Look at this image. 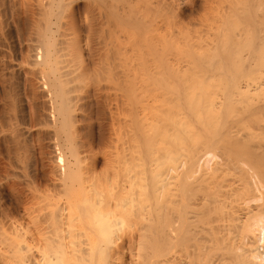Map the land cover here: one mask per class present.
Segmentation results:
<instances>
[{
    "label": "bare ground",
    "instance_id": "bare-ground-1",
    "mask_svg": "<svg viewBox=\"0 0 264 264\" xmlns=\"http://www.w3.org/2000/svg\"><path fill=\"white\" fill-rule=\"evenodd\" d=\"M40 1L52 12L56 6V17L67 5ZM219 1L217 17L207 18L212 24L200 25L214 30L207 64L147 63L151 76L138 71L151 80L138 78L142 83L125 75L120 141L106 160L122 176L107 192H88L83 184L73 191L81 174L71 132L77 105L64 88L73 68L53 34L57 20L45 19L31 66L60 135L58 182L73 192L34 210L33 226L0 227V264H125L127 251L134 264H264V0ZM144 2L145 16L130 19L147 35L153 0ZM163 2L174 14L173 2Z\"/></svg>",
    "mask_w": 264,
    "mask_h": 264
},
{
    "label": "rangeland",
    "instance_id": "rangeland-1",
    "mask_svg": "<svg viewBox=\"0 0 264 264\" xmlns=\"http://www.w3.org/2000/svg\"><path fill=\"white\" fill-rule=\"evenodd\" d=\"M61 1L67 5L63 6L62 11L60 8L61 15L58 13L60 16L56 17L57 7L54 6V9L52 6V12L50 6L47 7V1L41 6L38 3H41L40 0H0V227L7 230L12 225L33 226L29 216H34L33 213L37 215L34 210L38 212L46 202L55 203L54 199L57 198L58 201L62 200L59 192H82V184L88 188V192L101 189V192H107L117 184L122 175L118 171V174L116 171L114 173L113 169L117 170L115 162L106 160L120 141L117 123L120 124V114L126 108L122 100L123 93L128 91L125 75H132L130 77H134L135 81V77L146 81L151 76L143 67L147 63L148 67L162 63L170 67L207 64L210 59L207 55L209 39L213 38L211 33L214 30H209L210 26L204 25L203 28L200 25L212 24L208 19L212 22L221 11L217 0H167L173 5L179 4H170L173 14L172 10L168 11L164 4L159 3L163 0H153L146 13L152 16V29L150 34L145 35L130 19L135 13L141 17L144 15L141 14L144 0ZM43 4L48 8L47 12H44ZM203 14L208 18L206 23L205 18L202 19ZM45 19L46 22L58 21L51 28L54 36L61 42L63 40L66 58L73 68L70 79L64 85L68 96L77 105L75 125L71 132L74 135L73 144L80 153L77 170L79 165L81 170L78 172L81 174H77L73 180H76L73 191L71 188L62 189L59 184L61 165L57 157L62 154L58 146L59 138L55 141L58 135L50 126V104L46 90L31 66L32 58L38 51L35 45L45 35L44 28L48 24ZM205 30H209V35ZM146 36L151 41L149 49L144 45ZM139 68H144L143 71L150 76L143 78L141 69L139 77ZM132 69L134 72L130 73ZM65 156L68 158L70 155ZM130 254L128 251L125 253V264L133 263Z\"/></svg>",
    "mask_w": 264,
    "mask_h": 264
}]
</instances>
